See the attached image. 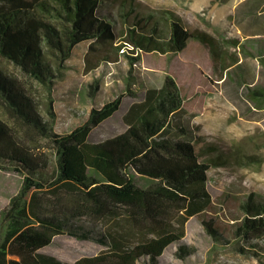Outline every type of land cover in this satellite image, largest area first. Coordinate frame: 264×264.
I'll return each instance as SVG.
<instances>
[{"label": "trees", "instance_id": "obj_1", "mask_svg": "<svg viewBox=\"0 0 264 264\" xmlns=\"http://www.w3.org/2000/svg\"><path fill=\"white\" fill-rule=\"evenodd\" d=\"M104 2L0 0V56L31 80L29 84L0 65L5 115L0 114V168L24 178L9 204L0 208V264H160L175 243L185 258L194 251L181 242L192 216L216 241L235 242L242 253L264 263V198L255 192L244 198L230 193L218 201L212 197L210 169L226 159L221 152L206 157L214 146L200 145L204 137L178 118L184 96L173 77L149 88L144 100L133 105L122 133L90 140L93 128L120 109L124 93L94 103L87 119L71 131L54 130V84L84 41L92 40L94 48L118 40L117 48L127 47L132 65L139 58L135 52L177 54L202 47L216 79L252 82L242 74L238 39H231L233 46L210 29L187 26L171 10L164 20L124 5L119 19L102 11ZM260 57L264 66V54ZM109 58L107 53L102 59ZM95 82L91 93L97 98L100 84ZM250 95L264 105V87L253 88ZM40 140L53 148V164ZM225 201L232 203L226 225L215 215ZM64 233L106 248L73 263L41 251Z\"/></svg>", "mask_w": 264, "mask_h": 264}, {"label": "rangeland", "instance_id": "obj_2", "mask_svg": "<svg viewBox=\"0 0 264 264\" xmlns=\"http://www.w3.org/2000/svg\"><path fill=\"white\" fill-rule=\"evenodd\" d=\"M124 5L162 19L171 10L187 26L210 29L227 37L233 46L231 39H238L242 74L252 82L216 79L210 55L202 47L190 46L177 54L135 52L139 58L132 65L124 52L127 47L117 48L118 40L96 43L94 48L92 40L84 41L75 48L54 84L52 98L57 112L54 130L71 131L87 119L94 103L103 104L124 93L120 109L93 128L90 140L98 142L122 133L129 126L133 105L144 100L149 88L161 87L166 77L171 76L183 90L184 104L178 118L188 124L194 135L204 137L200 145L214 146L215 149L205 151L206 157L221 152L226 159L223 165L210 169L208 188L212 197L218 201L230 193L244 198L255 192L264 198V105L254 102L250 95L253 88L264 87V66L260 61V55L264 54V0H105L102 11L121 19ZM107 53L111 58L102 59ZM0 65L31 83L15 64L1 56ZM93 65L98 66L92 69ZM95 81L100 84L97 98L91 93ZM40 90L37 89L41 94L46 92ZM41 96L45 101V96ZM1 109L0 114L5 116ZM40 143L53 164L56 159L53 148L46 140ZM23 179L15 170L0 168L1 209L19 191ZM222 205L215 215L226 225L232 203L225 201ZM101 224L107 226L104 221ZM261 239L264 242V237ZM181 242L194 247V251L182 258L177 254L179 243L172 244L162 254L160 264H264L255 255L238 250L235 242L216 241L197 216L187 221ZM105 248L96 241L64 233L56 235L41 251L73 263Z\"/></svg>", "mask_w": 264, "mask_h": 264}, {"label": "crops", "instance_id": "obj_3", "mask_svg": "<svg viewBox=\"0 0 264 264\" xmlns=\"http://www.w3.org/2000/svg\"><path fill=\"white\" fill-rule=\"evenodd\" d=\"M252 81V80H251Z\"/></svg>", "mask_w": 264, "mask_h": 264}]
</instances>
